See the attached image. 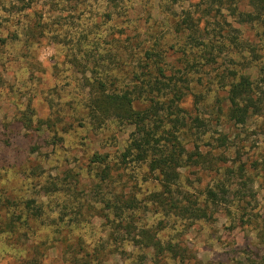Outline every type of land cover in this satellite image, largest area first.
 I'll use <instances>...</instances> for the list:
<instances>
[{"label":"rangeland","instance_id":"1","mask_svg":"<svg viewBox=\"0 0 264 264\" xmlns=\"http://www.w3.org/2000/svg\"><path fill=\"white\" fill-rule=\"evenodd\" d=\"M235 1L239 11L262 13L264 18V10L255 5V0ZM5 3L0 4V39H5L0 40V186L11 201L24 205L35 199L42 207L36 227V237L39 233L46 240L40 264H85V260L74 261L75 254L82 256L99 247L97 260L101 264H183L180 255L174 257L167 252L155 259L152 250L146 251L143 262L137 260L138 253L145 250L139 251L129 238L123 240L127 234L123 236L121 230L117 231L111 221L101 216L104 195L122 193L136 195L142 201L141 208L133 213L138 227L165 226L159 234L162 243L171 242L190 250L203 263L264 264V113L251 117L244 125H236L225 116L217 121V100L224 97L225 91L215 86L208 91L197 90L205 94L209 104L202 111H208L213 118L212 136L203 150L211 149L216 157L224 154L228 160L225 165H230L234 172L225 178L232 189L229 205L221 208L212 220L193 222L154 211L149 195L158 191L160 185L144 165L123 168L117 164L131 126L122 127L114 121L105 129L92 130L78 122L85 95L82 71L123 80L111 85L113 89L129 80L125 67L135 64L144 45H174L168 51L169 59L174 61L183 41L174 32V18L193 13L195 18L213 21L207 26L212 31L228 16L238 44L225 48L206 73L217 67L240 68L248 62L251 47L264 48V20L240 23V16L223 8L218 13V4L211 6L210 0ZM23 6L27 8L21 11ZM208 7L213 16L202 14V9ZM204 25L202 22L201 27ZM243 47L244 53L235 52ZM252 75L259 76L255 70ZM188 104H192L191 98ZM31 111L35 126L38 118L59 115L64 119L65 128L60 132L63 138L57 139V146L52 144L53 131H38L21 121ZM220 134L227 135L226 146H217ZM95 151L109 154L110 177L104 182L98 172L105 165L90 162ZM35 165H39L37 175L32 170ZM222 165L219 162V172L201 164L182 167L180 190L187 191L193 199H203L205 188L223 178L226 166ZM47 180L54 181L56 186L47 184L50 188L45 190L42 184ZM242 195H246L245 200ZM59 229L64 230L55 233ZM26 237L32 241L30 232ZM26 237L21 238L22 243H27ZM25 248L18 239L0 236V264H20L17 261L26 253Z\"/></svg>","mask_w":264,"mask_h":264},{"label":"trees","instance_id":"2","mask_svg":"<svg viewBox=\"0 0 264 264\" xmlns=\"http://www.w3.org/2000/svg\"><path fill=\"white\" fill-rule=\"evenodd\" d=\"M210 1L211 6L218 4V13L223 8L233 15L240 16V23L262 19V13L239 11L235 0ZM254 2L258 8L264 10V0ZM0 4H6L5 0H0ZM26 8L23 6L21 11ZM209 8L211 7L202 9V14L207 12L213 16ZM202 22H205L203 27ZM212 22L201 17L195 18L190 12L174 18V32L183 39L177 50L178 57L174 61L169 59L168 51L173 49L174 45L166 48L157 42L144 45L139 49L135 64L125 67L129 80L118 88H111V85L123 81H118L117 77L105 79L102 75H97L96 71V75H87L88 70L82 71L85 95L79 107V126L87 124L92 130H102L114 121L122 127L131 126L132 130L118 154L117 164L123 168L144 165L146 172L154 176L160 185L158 191L149 195V202L154 204V211L163 212L166 216L188 219L189 222L212 220L221 208L229 205L232 189L225 178L234 172L230 165H225L228 160L224 154H217L216 157L211 149L203 150L205 142L212 136L213 118L208 111H202L209 104L205 94L197 90L208 91L215 86L225 91L224 97L217 100V121L225 116L236 125H244L251 117L264 113V48L258 50L251 47L248 50V62L240 68L217 67L212 73H206L208 68L218 62L225 48L238 44V37L233 33L235 29L228 16L223 19L222 25L218 23V30L215 27L212 31L207 29ZM0 40L5 42V39ZM245 50L246 47H243L235 52L244 53ZM253 70L259 74L258 77L252 75ZM189 98L192 99V104H188ZM32 114L34 111L21 117L27 127L35 126ZM36 122V130L54 132L52 144L57 146V139L63 138L60 132L65 128L64 119L57 115L38 118ZM217 140L220 142L218 147L228 143L226 134H220ZM108 158V153L98 151L93 152L90 157V162L94 165H105L104 169L98 172L103 182L110 177ZM219 162L226 166L221 174L223 178L215 179L205 188L202 192L203 199H193L187 191L180 190L182 167L201 164L219 172ZM38 168L39 165L33 166L34 175H37ZM240 169L244 170L243 164ZM262 178L264 185V167ZM47 184L56 186L54 181L47 180L42 184L45 190L50 188ZM98 187L100 188V184ZM245 197L246 195H242L241 199ZM103 201L105 207L101 216L111 221L117 231L121 230L123 236L127 234L123 240L129 238L131 245H136L139 251L145 250L138 253L139 262L144 261L146 251L152 250L155 259L165 256L168 252L174 254V257L180 255L183 264H212L203 263L195 255H191L190 250L181 249L179 245L162 243L159 234L164 225L157 229L138 227L133 213L141 208L142 201L136 195H104ZM42 214L43 209L37 205L35 199H29L24 205H19L5 196L4 189L0 186V236L18 239V242L26 246V253L21 254V260L17 261L20 264H40L42 261L46 240L40 238L42 235L39 233L36 237L37 218ZM63 230L59 229L55 233L60 234ZM29 232L32 241L26 237ZM22 237L27 238V243H22ZM100 252V247L82 256L77 252L74 261L85 260V264H101V261L97 260ZM86 257H89V260Z\"/></svg>","mask_w":264,"mask_h":264}]
</instances>
